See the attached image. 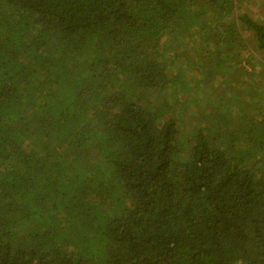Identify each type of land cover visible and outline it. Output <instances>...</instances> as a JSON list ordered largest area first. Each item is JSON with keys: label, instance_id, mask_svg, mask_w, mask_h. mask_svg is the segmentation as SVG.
<instances>
[{"label": "trees", "instance_id": "1", "mask_svg": "<svg viewBox=\"0 0 264 264\" xmlns=\"http://www.w3.org/2000/svg\"><path fill=\"white\" fill-rule=\"evenodd\" d=\"M247 1L0 0V264H264Z\"/></svg>", "mask_w": 264, "mask_h": 264}, {"label": "rangeland", "instance_id": "2", "mask_svg": "<svg viewBox=\"0 0 264 264\" xmlns=\"http://www.w3.org/2000/svg\"><path fill=\"white\" fill-rule=\"evenodd\" d=\"M243 4V10L244 11H248L249 14H251L252 16H258L259 17H263V7L262 5L264 4V0H248L247 3H242ZM245 40L248 41V37H251L250 34L245 35ZM246 47L245 49H242V53L244 54L246 57H248V54L250 52V48L252 47V43L250 44L249 42H246ZM260 54L262 56H264V52H260ZM243 62V61H242ZM256 69L255 70H262L260 65H255ZM250 69V68H249ZM263 73V72H262ZM260 79H262L261 77H259ZM261 82H263L264 80H260ZM249 82V80L247 81ZM251 91V90H249Z\"/></svg>", "mask_w": 264, "mask_h": 264}]
</instances>
